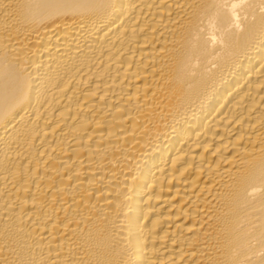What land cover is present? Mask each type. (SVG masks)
<instances>
[{
  "label": "bare ground",
  "instance_id": "obj_1",
  "mask_svg": "<svg viewBox=\"0 0 264 264\" xmlns=\"http://www.w3.org/2000/svg\"><path fill=\"white\" fill-rule=\"evenodd\" d=\"M0 264H264V0H0Z\"/></svg>",
  "mask_w": 264,
  "mask_h": 264
}]
</instances>
